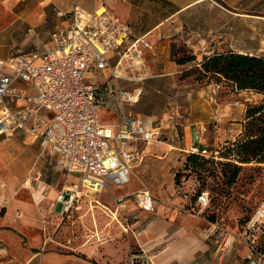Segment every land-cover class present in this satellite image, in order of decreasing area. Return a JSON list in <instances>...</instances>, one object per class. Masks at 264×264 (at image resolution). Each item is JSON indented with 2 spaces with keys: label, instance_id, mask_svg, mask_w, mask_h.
<instances>
[{
  "label": "rangeland",
  "instance_id": "374dc122",
  "mask_svg": "<svg viewBox=\"0 0 264 264\" xmlns=\"http://www.w3.org/2000/svg\"><path fill=\"white\" fill-rule=\"evenodd\" d=\"M225 3L226 10L214 5L185 24L172 51L171 73L174 75L170 80L121 84L130 92L145 89L141 101L133 109L145 121L162 127L160 140L142 148L146 158L134 170L127 188L118 190L111 186L98 196L84 193L80 203L83 209L79 212L73 209L72 219L64 229L56 231L55 242L49 243L55 246H59L56 243L65 244L67 234L73 244L79 239L85 246L97 243L98 263L91 260L92 263L150 264L153 260L147 255L149 252L145 253L147 247L143 240L147 226L157 218L169 221L170 214L179 210L199 217L204 230L213 226L214 233L207 240L210 249L197 259L198 264L251 263L245 226L256 208L264 203V165L246 166L237 182L230 184L229 176H225L219 165L224 160L219 157L225 147L242 136L248 107L262 104L263 97L255 92L236 91L224 79L204 78L199 69L205 58L213 54L232 52L264 58V0H226ZM5 5V0H0V30L9 26L17 13L8 12ZM56 16V12L49 14L46 25L37 32L43 36L54 29ZM192 57L196 60L180 64ZM94 74L92 83L102 76L98 71ZM103 117H107V113H103ZM198 136L200 142L196 141ZM194 145L202 146L208 150V156H217V160L206 158L208 162L201 164L202 168L187 165ZM48 170L47 183L56 186L59 182L60 191L71 187L69 180L72 176L79 178L51 166ZM136 190L151 192L155 211L145 214L132 204L130 211L133 214L128 216L130 229L126 232L122 226L123 213L117 210L114 199ZM89 200L94 206L102 208L103 205L110 210L102 208L106 214L99 213L104 221L101 219L98 224L86 222L85 206L90 204ZM115 216L118 218L114 220ZM222 229L230 231L237 239L226 251ZM257 244L264 254V231ZM158 246L155 251L164 247L162 243Z\"/></svg>",
  "mask_w": 264,
  "mask_h": 264
},
{
  "label": "built area",
  "instance_id": "2783aa9c",
  "mask_svg": "<svg viewBox=\"0 0 264 264\" xmlns=\"http://www.w3.org/2000/svg\"><path fill=\"white\" fill-rule=\"evenodd\" d=\"M59 18L66 24L49 34L45 47L18 49L0 62V137L25 133L39 140L60 170L79 176V182L60 196L67 211L80 204L84 193L98 196L111 186H129L134 170L145 160L142 148L159 142L162 127H148L133 110L145 89L130 92L121 86L151 78L146 57L151 43L135 36L131 26L107 9L89 13L77 5L71 13H59ZM95 71L107 74V80L92 83ZM9 101L24 104L11 108ZM108 107L117 116L115 123L102 118ZM192 153L211 157L202 146H192ZM114 200L121 212L132 204L145 213L155 210L148 190ZM129 223L123 215L126 232ZM245 228L250 264H264L257 244L264 231V203ZM220 231L224 251L229 250L236 236Z\"/></svg>",
  "mask_w": 264,
  "mask_h": 264
},
{
  "label": "crops",
  "instance_id": "0c3cea01",
  "mask_svg": "<svg viewBox=\"0 0 264 264\" xmlns=\"http://www.w3.org/2000/svg\"><path fill=\"white\" fill-rule=\"evenodd\" d=\"M26 1L5 0V10L17 13L14 21L0 30V62L8 60L18 49L31 52L45 47L50 40L49 34L57 26L66 24L59 18V13H71L78 5L89 13L101 9L112 11L133 28L135 36L144 37L150 42L152 49L146 54L152 73L149 80L164 79L165 82L174 75L171 73L172 51L179 42L177 36L182 33L188 20L214 5L223 10L227 5L226 0H28V3H24ZM52 12L57 13L60 21L56 16L54 29L42 36L39 29L46 25ZM101 74L98 80L100 84L107 80V74ZM7 104L17 108L24 102L9 101ZM103 113H107V117H103ZM116 117L111 107L102 111L103 120L109 124L115 123ZM147 125L152 128L156 124L147 121ZM50 166L60 170L56 158L42 148L39 140L22 132L0 137V264H93L91 260L98 261V245L95 242L85 246L83 240L79 239L73 244L66 234L67 243H56L59 246L49 243L55 242L56 231L64 229L68 220L72 219L73 209L77 212L83 209L81 204H75L63 211L60 196L64 190L74 187L79 178L72 176L69 180L71 187L60 191L59 182L56 186L47 183ZM135 192L120 196H130ZM131 207L122 212L123 215L131 217ZM102 208L110 212L103 205ZM102 208L94 206L92 201L87 203L86 222L98 224L104 221L99 214H106ZM170 215L169 221L155 219L144 232L145 253L149 252L147 255L153 260L150 264H198L197 259L210 249L207 240L214 233L213 226L202 229L203 223L199 217L187 212L177 210ZM161 243L163 249L155 251ZM85 255L87 259H83Z\"/></svg>",
  "mask_w": 264,
  "mask_h": 264
},
{
  "label": "trees",
  "instance_id": "16d2710c",
  "mask_svg": "<svg viewBox=\"0 0 264 264\" xmlns=\"http://www.w3.org/2000/svg\"><path fill=\"white\" fill-rule=\"evenodd\" d=\"M194 60L195 57L184 59L180 64L185 65ZM199 72L204 78L211 76L224 79L236 91L255 92L263 97L262 104L248 107L242 136L237 142L225 147L219 157L224 160L219 165L223 167L225 176H229L230 184H235L246 166L264 165V58L232 52L214 54L200 64ZM208 159L217 160V156ZM206 162L208 160L201 154L192 153L187 165L202 168L201 164Z\"/></svg>",
  "mask_w": 264,
  "mask_h": 264
}]
</instances>
